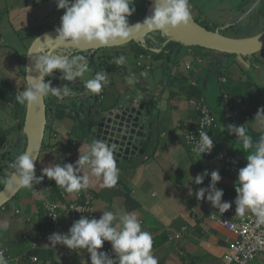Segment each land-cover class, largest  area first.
I'll list each match as a JSON object with an SVG mask.
<instances>
[{
  "label": "crops",
  "instance_id": "obj_1",
  "mask_svg": "<svg viewBox=\"0 0 264 264\" xmlns=\"http://www.w3.org/2000/svg\"><path fill=\"white\" fill-rule=\"evenodd\" d=\"M55 9L56 0H43V2L36 1L32 6H16L3 15L5 24L12 25L11 28L7 27L9 29L5 36L12 35L14 42L6 43L3 30L0 31L1 105H4L2 96L5 91L6 94L11 93L12 96H16L26 87L24 79L26 28L31 33L30 37L31 35L37 37L41 33L37 34L39 31L58 28L61 16ZM196 15H198L197 11ZM218 32L220 33L219 30ZM144 39L146 40V37ZM153 39L158 40L155 37L150 38ZM150 40L149 45L146 46L157 49ZM143 44L141 43L144 46L147 42ZM126 48H130L131 51L126 52ZM112 50L108 51L110 54L99 50L94 55L93 53L85 55L88 65L93 63L95 67H99V63L107 58H118L121 55L126 57V63L118 66V73L113 72L121 80L119 85L116 84L118 91L112 90L113 93H108L103 89L100 95L91 94L84 88V83L89 78L83 76L79 77L80 82L69 85L75 92L77 90L78 95L75 96L78 98L74 96L66 98L65 101H58L55 97H51L54 99L52 103L46 102L47 111L51 109V116L48 113L46 124L50 127V131H45L44 149L42 150L41 147L35 167L36 176H40L42 169L53 163L74 164L78 159V149L83 152V145L88 143L87 136L90 137L93 123L98 121L100 111L107 112L120 107L119 103L122 100H135V106L142 104L147 112L148 140L143 142L144 154L137 161L117 163L119 179L113 188L102 187V181L90 176L86 169L80 171L81 175L90 176V186L87 189L90 193L87 197L90 198L91 209L98 218L103 211L134 213L141 222L142 230L152 234V251L158 258L159 264H225L224 257L236 238L226 228L218 226L209 219L211 214L221 216L218 210L212 208L206 199L199 201L195 197L199 188L208 187L210 175L204 178L201 185H196L192 180L205 170L209 174L218 170L221 180L216 187L224 192L222 201L232 203L236 197L237 177L227 173L215 159L204 155L200 159L196 153L188 151L183 144V138L190 127L196 126L200 117L198 103L203 100L215 119L212 138L217 146L220 145L222 151L232 155L238 163L247 162L248 153L237 143L235 134H229L227 128L229 125L243 126L253 143L264 134V127H261L258 119L255 118L258 111L264 109V74L262 73L264 67H258L256 74L253 75L251 59L246 60L214 51L208 53L210 55L208 56L201 51L182 50L176 47L174 52L170 53L174 61L172 63L168 60L165 62L164 56L145 58L146 62L149 60L148 64L150 61L152 63V70L145 78L140 75L142 71L137 72L140 67L136 65L140 58H134L136 50L134 44ZM225 61L226 66L223 68ZM164 63L167 65L166 68L163 67ZM243 63L248 65L244 66ZM134 65L136 71L132 68ZM105 66L106 69L113 70L107 64ZM223 71H229V77L233 79L227 81L229 93L222 92L223 86L220 80L226 77ZM244 72L251 77L252 84L249 87L256 85L258 90L255 92L248 88V85H243L242 88L246 90L244 94L234 97L230 93L235 92L239 82L243 83ZM127 73V78L135 77L138 82L126 88L124 83H127ZM57 84L51 86L59 87L60 85ZM80 89H84V92L82 93ZM141 96L142 99H137ZM102 101H108L106 108L103 107ZM149 101L153 106L145 105ZM80 103L86 104L87 112L81 110L78 106ZM94 107H97L96 113L93 111L87 116ZM81 117L87 122L83 123ZM85 126H88L87 134ZM56 135L61 139L59 149L57 146L50 148L53 138L51 136ZM91 139L90 137V141ZM72 152L78 153L75 162H72ZM1 171L3 174H0V178L7 173L2 167H0ZM39 185H35L34 190H42ZM56 199L49 197L46 200L58 202L55 201ZM66 199L73 201L74 193H67ZM13 200L18 204L15 209L11 207L16 220L13 218L12 222H8V229L3 232L5 236L0 234L5 239L0 241V250L6 254L8 264H33L31 258L37 259L35 264H59L56 257L59 258L60 264H80L81 259L90 264L89 254L86 251L78 250L76 254L61 245H57L56 248L50 247L48 232L52 231L53 227L47 224L41 212L37 213L45 199L34 196L31 190L26 189L24 192L20 191ZM233 205L235 204L232 203ZM16 210L21 214L23 212L24 217H20V214L16 215ZM59 212L58 225L54 229L57 230L56 233L66 234L72 223L79 218L72 220L71 216L64 212V208ZM22 226L26 233H34L36 239L33 235H29L28 237L31 238L26 240L21 239ZM99 251L114 258L108 242H105ZM257 262L264 264V256L256 257L250 264Z\"/></svg>",
  "mask_w": 264,
  "mask_h": 264
},
{
  "label": "clouds",
  "instance_id": "obj_2",
  "mask_svg": "<svg viewBox=\"0 0 264 264\" xmlns=\"http://www.w3.org/2000/svg\"><path fill=\"white\" fill-rule=\"evenodd\" d=\"M134 2L135 0H56L57 10H63V15L60 18L59 27L55 29L57 34L55 40L60 44L70 43L74 48H79L81 44L89 46V48L93 44L103 47L117 40L125 41L134 34L140 33L141 30L147 36L153 32H163L166 29L182 28L187 26L192 19L189 0H150L154 5L152 15L145 18L142 23L129 24L128 18L135 13ZM63 50L67 55L70 54L69 50H71L70 52L74 51L69 48H59L54 52L55 55L43 54L35 59V70L39 75L35 78L28 76V81L31 79L32 82L28 83L23 92L20 91L15 96L19 104L34 106L48 96L55 97L58 101H65L66 98L78 95L77 90L75 92L69 85L80 82L79 77H83L89 71L88 59L85 54L93 53L94 55L99 50H96L95 53L94 51H74L73 54L68 55L70 57L57 56ZM139 58L150 59V56L141 55ZM112 62L117 66L124 65L126 57L121 55L118 58H113ZM55 72H58L60 77L58 79L54 77L53 82L50 80L45 82L46 77ZM140 75L147 78L148 72H141ZM61 81L67 85L51 86V84L56 86ZM137 82L135 77L127 78L129 85H134ZM109 83V74L106 71H99L92 78L86 80L84 88L91 94L100 95L103 88ZM80 91L83 93L84 89H80ZM137 99H142V96ZM80 105H83L81 108L85 106L84 103H80ZM255 118L258 119L260 126L264 127V109L259 110ZM227 131L229 134H235L237 143L248 153L246 166L239 169L235 182L236 197L232 202L235 204V215L243 217L247 213H251L255 217L256 225L262 226L264 225V134L259 137L256 143H253L243 126L229 125ZM188 139L190 142L195 141L192 151L200 159L202 154H211L214 138H211L207 132L199 131L198 139L189 134ZM83 149V152L78 149V159L74 164H50L42 169L40 176L35 174V152L32 151V155L23 152L9 164V168L13 171L9 176L0 178V183H3L11 191L14 186L11 176L14 175L18 179L16 187L29 189L34 196L42 198L46 189L37 191L34 190V186L41 184L45 178L54 181L56 187L67 193H79L87 190L90 186V176L100 179L102 187H115L119 179V168L113 148L105 142L93 138L89 143L83 145ZM82 169H86L90 176L81 175ZM209 175L208 187L199 188L195 197L199 201L206 199L212 208L217 209L218 213L222 215L232 207V203L222 201L224 192L216 187L221 180L219 171L214 170L209 174L205 170L192 181L196 185H201L204 178ZM45 205L50 210L55 208V205L48 204L46 198ZM73 208L78 213L85 211L83 208L75 206ZM101 213L99 219H90L81 215L78 220L72 223L66 234H51L48 237L50 247L56 248L57 245H61L69 252L76 254H78V250L86 251L89 254L90 264H159L158 258L152 251V234L142 230L141 222L134 213L127 211H103ZM49 216L53 219L57 218L54 215ZM8 227L7 221L0 224V230H7ZM105 242L110 243L114 258L99 251ZM5 256L0 251V264H8ZM56 258L60 264L59 258ZM80 264H88V262L81 259Z\"/></svg>",
  "mask_w": 264,
  "mask_h": 264
},
{
  "label": "water",
  "instance_id": "obj_3",
  "mask_svg": "<svg viewBox=\"0 0 264 264\" xmlns=\"http://www.w3.org/2000/svg\"><path fill=\"white\" fill-rule=\"evenodd\" d=\"M153 9L154 5L150 3L145 8L143 17L135 23H142L145 18L150 17ZM153 33H160L163 38L165 37L161 48L168 43L174 42L186 48L198 47L203 50L238 56L244 59L264 52V33L255 38L235 39L224 36L218 31H210L200 26L193 17L185 27H178L174 30L166 29L163 32ZM56 35L55 29L44 31L30 43L24 64L26 87L28 83L32 82L31 79L28 81V76L35 78L39 75L35 70V59L39 55H55L54 52L59 48H69L76 52H93L96 50L123 47L127 44L141 43L148 36L144 35L143 30H141L140 33L134 34L125 41L117 40L107 46L99 47L93 44L89 48V46L81 44L79 48H74L70 43L60 44L55 40ZM119 104L120 107H115L111 111H100L99 117H97L98 121L93 123L90 137L92 139H99L111 146L117 163L137 161L144 154L142 148L143 142L148 140L147 112L144 110V105L142 104L136 107L135 100H122ZM25 107L26 115L22 130L26 138L24 152H28L30 155H32V151L35 152L36 161H34V167H36L45 135L47 107L45 99L37 105ZM11 179L14 184L13 189L10 191L4 185L0 190V209L12 201L22 190V187L15 186L18 184V179L14 175L11 176Z\"/></svg>",
  "mask_w": 264,
  "mask_h": 264
},
{
  "label": "rangeland",
  "instance_id": "obj_4",
  "mask_svg": "<svg viewBox=\"0 0 264 264\" xmlns=\"http://www.w3.org/2000/svg\"><path fill=\"white\" fill-rule=\"evenodd\" d=\"M36 1L43 2V0H0V16H1L0 20L2 19V23H0L1 24L0 25V31L3 30V35H4V39H5L6 43L7 42L13 43L14 40H13V36L10 34H6L8 37L5 36V33L7 32V30L9 28L12 27V25H10L9 23L5 24L6 20H5V17L3 15L6 14L7 10H10V9L12 10L16 6H18V7L25 6V5H31L32 6ZM189 2H190V6H191V13L194 11V13H192V17L200 26H205L207 24L208 27L210 26V28H215V31L219 30L220 33H223L222 35H224V36H228V37L235 38V39H249V38H255V37L264 33V0H249V1H247V0H189ZM146 4H147L146 0H135L134 5H133V7L135 8V13H134V15H132L131 17L128 18L129 24L135 23L143 17L144 10L146 8ZM55 10H56V12H58L60 14V16L63 15V10H57V7ZM195 10L198 12V15H196ZM30 18L32 19V15H30ZM27 19L28 18L26 17V20ZM13 25H15V24L13 23ZM7 27H9V28H7ZM15 27L18 28L16 25H15ZM31 36L33 37L34 35H31ZM155 36L156 35H154V37ZM154 37H153V34H150L146 37V40L144 39V41L141 43L145 44L147 42V45H149L148 41L150 40V38H154ZM150 41L153 42V44H152L153 46H155V47L158 46L157 49L149 48L150 54L157 53V51H158L157 54H159L163 49V47L161 48V46L163 45L164 42H162L159 45L158 44L159 40L153 39ZM141 43H134V45L136 46L135 53H138V51H139L138 49H140L139 47H142ZM173 43L174 42L170 43V46H172ZM176 47L177 46L175 45V48ZM178 48H180V47H178ZM108 49H111V48H108ZM108 49H104L102 51H105L106 53L110 54V52H108V51H113V50L112 49L108 50ZM27 50L28 49L26 48V53H27ZM125 51L129 52V51H131V49L126 48ZM201 53H204V52L201 50ZM168 54H169L168 50H166L162 54L163 56H165L164 57L165 62L168 60V58H166V56ZM60 55L67 56V53H66V51L63 50V51H61ZM87 55H89V54H87ZM207 55L210 56L209 54H207ZM88 58H89V56H88ZM249 59H251L253 62L252 69H253V75H254V74H256V69L263 65V63L259 64L258 61H264V52H260V54L258 53L257 55H252L249 57ZM111 60H113V58H111V59L107 58L105 61L100 62L99 67H95V65L93 63L89 64L88 65L89 71L84 74V76H87L88 78H92L96 72L106 71L109 74L110 83L107 86H105L103 89L105 91H107L108 93L109 92L113 93L116 90L118 91L116 84L118 83V85H119L121 82V80H119L120 78H118V76L115 73H113V72L118 73L119 67L113 62L110 63ZM138 60H140V59H138ZM226 61H225V64L223 65V68L226 66ZM140 62H142V60H140ZM105 63L108 66L112 65V68L114 66H116V71H114V69L113 70L106 69ZM243 65L247 66L248 64L243 63ZM163 67L166 68L167 65L164 63ZM98 68H100V69H98ZM132 68H133V70L136 71L135 65L132 66ZM169 68H170V66H169ZM137 72H140V69H138ZM53 74L54 73H52L49 76V80L54 79ZM127 76H128V73L126 74V81H127ZM51 82H53V81H51ZM61 83H63V81H61ZM63 85H66V84H63ZM124 85L126 86V88H127V86H129V87L132 86L129 84L127 85V83H124ZM112 90H113V92H112ZM126 94H127V92H126ZM95 95H97V94H95ZM51 97L52 96L46 97L45 98L46 102H48V101L51 102L52 100H54V99H51ZM112 97H114V95ZM55 100H57V99H55ZM107 102L108 101H102L104 108H106ZM6 104L8 106H6V107L2 106L1 101H0V138L2 139V141L5 139L2 144L0 143V152L1 151H3V152L10 151V152H12L11 158H15L17 153L19 155V154L23 153L24 149H25V148H23V141H24L25 136H24L22 130L24 128L26 107H25V109L23 107V109L21 110V113H22L21 114L19 112V107L15 111V110L11 109L10 104L8 102ZM78 106L82 107L83 105H78ZM81 110H83V112H84V110L86 111V107L84 106L83 108H81ZM93 111L96 113L97 107H94L92 112H90V114L93 113ZM48 113H50V116H51V109H50V111H47V115H48ZM20 114L24 115V120L21 118L19 120ZM87 116H88V113H87ZM81 118H83V117H81ZM84 118H85V116H84ZM84 118H83V123H86L87 120H85ZM22 120H23L22 129L18 130L17 132H14L15 130L10 132V128L14 129V127H16L17 123H21ZM85 130H86V134H87L88 133V126H85ZM4 133H5V135H4ZM86 142H88V143L90 142V137L87 136ZM80 148H81V146H80ZM76 154H78V153L77 152L71 153L72 162H75ZM5 170L7 171V173L4 176H2L1 178L9 176V174L13 171L11 169H8L7 167H5ZM1 173H2V171L0 172V174ZM1 186L3 187L4 184L0 183V188H1ZM24 191H26V188H23L21 190V192H24ZM76 194L77 193H74V195H76ZM86 197H87V195H84L82 198L85 199ZM17 206H18V204L15 200L10 201L9 209H11V207H13L15 209V208H17ZM9 209L8 210H0V224H2L5 221L12 222V219L13 218L15 219V216L12 214L11 210H9ZM3 232H4V230H0V234L3 235ZM2 235H0V241L5 240L3 237L5 235H3V236ZM257 264H260V263L257 262Z\"/></svg>",
  "mask_w": 264,
  "mask_h": 264
},
{
  "label": "built area",
  "instance_id": "obj_5",
  "mask_svg": "<svg viewBox=\"0 0 264 264\" xmlns=\"http://www.w3.org/2000/svg\"><path fill=\"white\" fill-rule=\"evenodd\" d=\"M137 64V66L139 67H141L142 65L140 61ZM147 67H149V65H147ZM222 82H225V80L223 79ZM198 108L200 114L199 120L196 126L190 127L189 131L183 138L184 144L192 153H194L192 151V148L195 144V141H189V134L198 139L199 131H205L212 138V130L215 128L213 115L203 100L198 103ZM213 143L214 147L211 154L202 155L215 159L223 166V169L227 173L233 174L237 177L239 169L243 168L246 165L239 164L232 155L222 150H217V143L214 140ZM66 196L67 195H65L66 202L61 203H64L68 206L67 212L72 218L76 220L80 218L81 215H84L90 219H99L97 217V214L94 213V211L91 209L89 200L90 198L86 197L85 199H83L81 195L76 194L74 195L75 199L73 201H69L66 199ZM47 202L49 205H55L54 210H50L49 207H46L45 200L42 204L44 207L46 219H49L53 223V230L48 232V236H50L51 234L57 232V230L54 228L56 225H58L60 212L58 204L48 200ZM73 206H75L76 208H83L85 211L78 213L75 211ZM49 215H54L57 218L53 219ZM209 219L215 222L218 226L226 228L236 238L233 244L229 247L228 252L224 257L225 264H248L254 258L261 255L264 256V225L257 226L253 214L247 213L243 217L235 215V205H233L223 215L216 216L211 214L209 216ZM31 261L33 264L37 263L36 258H31Z\"/></svg>",
  "mask_w": 264,
  "mask_h": 264
},
{
  "label": "trees",
  "instance_id": "obj_6",
  "mask_svg": "<svg viewBox=\"0 0 264 264\" xmlns=\"http://www.w3.org/2000/svg\"><path fill=\"white\" fill-rule=\"evenodd\" d=\"M146 2H147V4H150L151 2H150V0H146ZM58 26H59V24H58ZM203 27H205L206 29H208V30H210V31H215V28H210V26L208 27V25L206 24L205 26H203ZM40 32H42V31H39L37 34H39ZM30 31L28 30V29H26V48H28L29 47V45H30V43L32 42V40L36 37V36H31L30 37ZM154 35H156L155 36V39H158L159 41V45L162 43V42H164L165 41V37L163 38L161 35H160V33H158V34H156V33H153V37H154ZM172 43V42H171ZM134 44V43H133ZM147 44H145L144 46H142V47H139L140 49H138L139 51H138V53H135V55H134V58L135 59H137L139 56H141V55H144L145 57L148 55V56H151V57H153V56H163L162 54L166 51V50H168L169 51V54L166 56V58H168V62H173V59L170 57V53H173L174 52V48H175V45L177 46V47H180L182 50H188V49H190V50H192V51H195V52H197V51H203L204 53H206V54H208V53H211L212 51H210V50H203V49H201V48H198V47H188V48H186V47H182V46H180L179 44H177V43H173L172 44V46H170V43L169 44H167L165 47H163V49H162V51L159 53V54H157V53H153V54H150V51H149V48H148V46H146ZM146 46V47H145ZM158 47V46H157ZM111 49H115V48H111ZM104 50V49H103ZM96 51H94V53H95ZM141 53V54H140ZM82 54V53H81ZM165 57V56H164ZM103 59V57H101V60ZM249 59V57L248 58H246V60H248ZM106 60V59H105ZM105 60H103V61H105ZM141 60V59H140ZM140 60H138V61H140ZM146 60L147 59H145V58H142V65H141V67L139 68L140 69V71H142V72H144V71H147V72H150L151 70H152V64H151V61H150V65H149V67H147V65H148V63H149V60H148V62H146ZM258 63L259 64H262L263 63V65L261 66V67H264V61H258ZM106 64V63H105ZM253 66V65H252ZM111 67V69H114L115 68V66L112 68V65L110 66ZM136 67H139V66H137L136 65ZM256 69V68H255ZM264 69V68H263ZM241 71H243L242 70V68H241ZM263 72V74H264V70H262ZM223 72H225V71H223ZM226 74H225V78H224V80H225V82H222V80L223 79H221L220 80V84L223 86V89H222V92L223 93H229V89H228V83H227V81L229 82V81H231V80H233L231 77H229V71H226L225 72ZM228 73V74H227ZM23 74H24V71H23ZM233 77V76H232ZM244 77H245V79H244V81H243V83H238V85L236 86V88H235V92L232 94V93H230L232 96L234 95V97H239L240 95H242V94H244V92L246 91L244 88H242V86L244 85V86H246V85H248V88H251V87H249V86H251V84H252V80L250 79L251 77L248 75V73H245L244 72ZM48 81V79L46 80L45 79V82H47ZM63 83H60V84H57V85H62ZM227 84V85H226ZM59 86V87H60ZM251 90H254L255 92L258 90V86H256V85H254L252 88H251ZM9 103L10 104V107H11V109H13V110H17L18 109V107H19V112L21 113V110L23 109V107H24V109H25V105H21V104H19L17 101H16V99H15V95L14 96H12V94L11 93H8V94H6V91L4 92V95L2 96V103L4 104V105H2V106H5L6 105V103ZM17 102V103H16ZM50 101H48V103H49ZM145 105L147 106V107H151V105L153 106V103L151 102V101H149L148 103H145ZM6 106H8V105H6ZM5 106V107H6ZM22 114V113H21ZM20 114V117H19V120H20V118L21 119H23L24 120V115H21ZM23 120L21 121V123H17V125H16V127H14V129H12V128H10L11 130H10V132L11 131H13V130H15L14 132H17L18 130H21L22 129V122H23ZM50 127L47 125L46 126V128H45V131H50V129H49ZM4 135H5V133H4ZM51 137H53L52 138V143L50 144V148H54V147H56L57 146V148H58V146L60 145V142H61V139L60 138H58V135H56V136H51ZM3 138V137H2ZM4 139V138H3ZM5 140V139H4ZM4 140L2 141V139L0 138V143L2 144L3 142H4ZM183 144H184V141H183ZM25 145H26V138L24 137V141H23V148H25ZM185 145V144H184ZM219 145V144H218ZM146 146V144L144 145V147ZM220 146V145H219ZM219 146H217V150H222L223 148H221V147H219ZM185 147H186V145H185ZM56 148V149H57ZM187 148V147H186ZM44 149V143H42V150ZM59 149V148H58ZM188 149V148H187ZM189 151V150H188ZM225 152V151H224ZM227 153V152H226ZM11 154H12V152H10V151H8V152H3V153H0V166L2 167V169H4L5 167H7L8 169H10L9 168V164L15 159V158H11ZM18 155V153L16 154V156ZM15 156V157H16ZM246 163L247 162H245V163H243L242 165H246ZM239 164H241V163H239ZM40 188L42 189V190H44V189H46V190H44V192H43V199H49V197L50 198H57L55 201H58V202H53V203H56V204H58V206H59V210H61V208H64V212L66 213V214H68V212H67V205H65L64 203H61V202H66V200H65V195H67V193L66 192H63V190L61 189V188H59V187H56V185H55V182L54 181H50V180H48V179H46L44 182H42L40 185ZM2 189V186H1V188H0V190ZM88 193H90V191L88 192L87 190H85V191H81V192H79V193H77V194H79V195H81L82 197L84 196V195H88ZM51 200H53V199H51ZM54 201V200H53ZM9 204H10V202L9 203H7L2 209H0V210H8L9 209ZM43 203H41L40 204V208L38 209V211H37V213H39V212H41L42 214H43V216L45 217V211H44V207H43V205H42ZM9 210H11V209H9ZM11 212H12V214L14 215V210H11ZM17 212V213H16ZM15 214L16 215H19L20 217H24V214H23V212H22V214H21V212L20 211H15ZM69 215V214H68ZM46 218V217H45ZM72 218V217H71ZM72 220H75L74 218H72ZM46 221H47V224H49L51 227H53V223L49 220V219H46ZM22 228H23V230H22V233H21V239H25L26 240V238H31V236L30 237H28L29 235H33V234H31V233H26V231H25V228H24V226H22ZM36 235H33V238H35L36 239V237H35ZM6 255V254H5ZM255 259V258H254ZM253 259V260H254ZM252 260V261H253ZM251 263V261L248 263V264H250Z\"/></svg>",
  "mask_w": 264,
  "mask_h": 264
},
{
  "label": "flooded vegetation",
  "instance_id": "obj_7",
  "mask_svg": "<svg viewBox=\"0 0 264 264\" xmlns=\"http://www.w3.org/2000/svg\"><path fill=\"white\" fill-rule=\"evenodd\" d=\"M71 50H69L68 52L70 53V54H68V55H71V54H73L74 53V51H72V52H70ZM78 55H81V54H78ZM54 77L55 78H59L60 77V75L58 74V72H55L54 74ZM48 79V81H49V76L48 77H46V80ZM50 81H54V79H50ZM47 107V106H46Z\"/></svg>",
  "mask_w": 264,
  "mask_h": 264
}]
</instances>
